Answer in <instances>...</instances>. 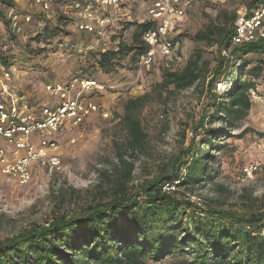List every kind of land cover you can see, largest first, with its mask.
Returning a JSON list of instances; mask_svg holds the SVG:
<instances>
[{
  "label": "rangeland",
  "instance_id": "1",
  "mask_svg": "<svg viewBox=\"0 0 264 264\" xmlns=\"http://www.w3.org/2000/svg\"><path fill=\"white\" fill-rule=\"evenodd\" d=\"M246 1L194 4L184 16L173 22L170 37L176 45L170 56H156L149 70L139 75L130 53L119 59L113 67L100 68L95 53L105 47L107 42L112 44L114 41L110 38L102 42L98 40L97 47H90L95 38L87 32L79 31L74 22L71 24L69 19H65V14L54 24L48 21L45 23L48 30L54 29L59 23L62 26L59 27L60 35L51 40L50 44L34 41L37 27L35 22L45 14L35 9L32 0H21L19 3L26 7L21 13L31 16L30 21L23 24L22 31L14 32L0 18V79L18 96L23 95L33 111L38 112L42 103L54 104L56 101L44 92L43 85L47 83L60 84L72 76L82 75L110 87L86 94L88 99L99 106V112L91 114L77 126L67 123L62 131L50 135L58 140L57 153L61 162L59 171L48 174L35 166L31 180L25 184L9 176L0 177V239L11 237L31 224L44 223L57 213L78 211L95 199L108 197V180L118 170V166L121 168L116 153L118 147L123 152L126 138L119 117L128 100L147 95L135 113L146 140L135 157L124 155L126 160L133 162L129 186L132 185L134 189L155 176L160 169L169 167L178 154L186 152L192 131L198 128L201 120L206 123L205 127L219 128L220 123L208 122L213 97L206 84L211 76L217 75L219 63L225 66L224 59L228 58L226 51L222 50L219 54L215 44L196 40L194 35L215 21L220 10L237 12ZM148 4L149 0H139L133 4L131 18L144 20ZM19 5H16L17 8ZM3 16L7 20L4 9ZM146 22H149L147 18ZM126 24L121 21L115 26H122L121 32L128 44L133 29ZM34 26L32 31L28 28ZM76 31L80 32L77 38ZM60 42L66 44V47H60ZM196 55L200 56L198 62L205 72L203 84L200 81L181 90H175L172 86L165 90L157 87L166 66L171 70H179L188 59H195ZM244 58L250 61V66L256 64L258 59L254 54ZM239 67L240 61L231 60L219 79L223 81L224 88L235 83L233 75ZM243 80L254 83L248 93L251 107L246 116L231 127L229 135L216 141L221 149L213 151L214 159L209 162V167L214 171V179L196 188L191 197L197 202L198 198H213L223 208L239 211L255 210L264 204V77L252 79L244 76L241 78ZM223 89L213 93L219 96ZM101 111H106L108 117H104ZM41 137H44V133L34 134L31 139L36 141ZM199 137L195 139L196 146ZM255 161L259 162L258 170L244 179L242 168ZM96 186H99L98 189ZM175 262V257H167L157 264ZM149 264L154 263L149 261Z\"/></svg>",
  "mask_w": 264,
  "mask_h": 264
},
{
  "label": "trees",
  "instance_id": "2",
  "mask_svg": "<svg viewBox=\"0 0 264 264\" xmlns=\"http://www.w3.org/2000/svg\"><path fill=\"white\" fill-rule=\"evenodd\" d=\"M260 2L248 0L240 6L246 7L248 13ZM13 6V0H0V18L8 28L9 20L3 18V9L5 14ZM65 19L73 22V17ZM235 19L236 12L222 9L215 21L194 35L196 40L215 44L219 54L226 51L228 58L224 59L225 66L219 63L217 75L211 76L206 84L213 97L208 122L220 123L219 128L205 127L201 120L197 132L192 131L186 152L178 154L169 167L160 169L134 189L129 186L133 162L124 155L135 157L146 140L135 113L147 95L128 100L119 117L126 138L123 152L118 147L116 153L121 168L118 166L108 180L109 195L105 193L108 197L95 199L78 211L57 213L44 223L31 224L11 237L0 239V264H149V261L157 264L167 257H175V264H264V204L255 210L239 211L223 208L213 198H198V202L191 198L196 188L214 179L209 162L214 159L213 151L221 149L216 141L229 135L231 127L251 107L248 93L254 83L241 78L264 77V40L230 48ZM38 21L41 24L35 29L34 41L50 44L60 35V23L48 30L45 16ZM125 26L133 29L131 42L122 43L117 50L96 52L100 68L113 67L129 53L135 63L145 51L141 35L149 22ZM248 54L257 55L256 64L250 66V61L245 60ZM195 57L179 70L166 66L157 87L181 90L202 83L205 72L198 62L200 56ZM231 60L240 61L233 75L235 83L216 96L215 82L221 79ZM197 136L200 137L196 146Z\"/></svg>",
  "mask_w": 264,
  "mask_h": 264
},
{
  "label": "built area",
  "instance_id": "3",
  "mask_svg": "<svg viewBox=\"0 0 264 264\" xmlns=\"http://www.w3.org/2000/svg\"><path fill=\"white\" fill-rule=\"evenodd\" d=\"M20 1L13 0L14 6L5 13L9 27L14 32L22 31L23 24L31 19L29 14L23 15L25 13L18 10L16 4ZM137 1L139 0H32V3L41 13L46 14L53 3L63 2L67 6V13L73 17L75 27L95 38L90 47H97L98 40L102 42L110 38L109 40L114 41L112 44L107 42L100 51L117 50L125 42L122 26L116 27L117 23L142 22L147 18L149 27L141 35L145 51L135 62L139 75L149 70L156 56L167 57L172 53L176 42L170 37V33L175 19L184 16L198 2L222 4L229 0H149L145 19L133 20L131 9ZM233 27L230 48L264 40V0L248 13L246 7L240 6ZM58 45L66 47L63 42ZM109 88L107 84L94 78L82 76H72L60 84L47 83L43 85V90L56 101L54 104L42 103L38 112H35L23 95L18 96L0 79V177L9 176L20 184H25L31 180L35 166L48 174L59 171V144L50 135L62 131L67 123L77 126L91 114L99 112V106L88 99L86 94ZM223 88V81L215 83L214 90ZM101 114L108 117L106 111H101ZM43 133L44 137L36 141L31 139L32 135ZM258 166L257 161L244 166L242 177H251Z\"/></svg>",
  "mask_w": 264,
  "mask_h": 264
},
{
  "label": "crops",
  "instance_id": "4",
  "mask_svg": "<svg viewBox=\"0 0 264 264\" xmlns=\"http://www.w3.org/2000/svg\"><path fill=\"white\" fill-rule=\"evenodd\" d=\"M22 2H23V0H22ZM20 3V2H19ZM19 3H17L16 5H19ZM20 7V8H19ZM19 10L20 11H23L24 10V8H26L25 7V4L24 5H22V6H20L19 5ZM35 7V9L37 8L36 6H34ZM38 9V8H37ZM63 14H65L66 16H68V17H70L71 18V16L67 13V6H65V4H60L59 2L58 3H53L52 5H51V8H50V10L45 14V20L46 21H48L49 23H56L57 22V20H58V16H61V15H63ZM74 22V21H73ZM41 23H39V21L37 20L36 22H35V26H38V25H40ZM72 24V23H71ZM70 24V25H71ZM35 26L34 27H28L30 30L32 29L33 30V28H35ZM67 26H69V25H67ZM72 27H73V25H71ZM31 30V31H32ZM76 37L75 38H77L78 36V34H80V32H78V31H76ZM66 37H69V38H71L69 35H66ZM84 37L86 38V35H84ZM72 39V38H71ZM86 39H88V37L86 38ZM72 41H73V39H72ZM29 81H27V83H28ZM26 85V84H25ZM25 85H23V87L25 86ZM27 97V96H26Z\"/></svg>",
  "mask_w": 264,
  "mask_h": 264
}]
</instances>
